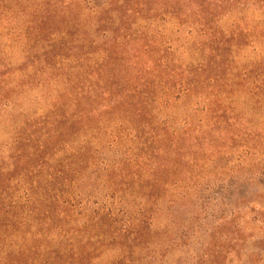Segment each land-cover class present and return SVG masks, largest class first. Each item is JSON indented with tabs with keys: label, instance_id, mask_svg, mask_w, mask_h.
Wrapping results in <instances>:
<instances>
[{
	"label": "trees",
	"instance_id": "obj_1",
	"mask_svg": "<svg viewBox=\"0 0 264 264\" xmlns=\"http://www.w3.org/2000/svg\"><path fill=\"white\" fill-rule=\"evenodd\" d=\"M49 2L0 0V113L20 107L0 120L8 134L0 144V264H95L111 246L120 247L114 260L125 262L155 228L171 188L160 175L180 165V154L229 148L241 118L264 113V0H218L185 14L199 19L192 24L122 26L111 36L103 23L95 36L85 24L73 35ZM16 48L20 68L8 55ZM32 94L38 103L27 100ZM201 189L220 198L216 219L232 237L219 251L209 244L196 264L233 262L221 253L236 251L246 230L236 210L245 189ZM198 220L160 258L188 247Z\"/></svg>",
	"mask_w": 264,
	"mask_h": 264
},
{
	"label": "rangeland",
	"instance_id": "obj_2",
	"mask_svg": "<svg viewBox=\"0 0 264 264\" xmlns=\"http://www.w3.org/2000/svg\"><path fill=\"white\" fill-rule=\"evenodd\" d=\"M217 1L50 0L49 3L51 8L59 10L55 17L59 16L60 12L65 13L66 20L71 24L67 25L72 27L69 30L73 35L78 33L79 26L76 25L85 24L88 25L87 33L95 36V25L103 23L104 26L110 28L111 36L116 28L122 26L170 28L175 25L192 24L199 19L188 18L185 14L197 13L202 7L214 5ZM96 6L101 8L99 9L100 15H90L88 10ZM10 16V13H7V17ZM17 24L19 21H16L15 25ZM73 26L76 28L74 29ZM142 32L140 31L138 34ZM6 43L7 39L1 40L2 45ZM21 51L16 48L8 53L16 68L22 66ZM34 94L28 96L27 100L38 103L37 101L33 102L36 95ZM23 103L22 107H34L32 104ZM190 107V104L185 103L180 109L185 114ZM19 108H11L6 113L1 112L0 120L17 116ZM177 123L172 122V127L180 128V122ZM236 135V139L230 142V147L220 150L217 154L204 152L196 156H189V153L180 154L179 157L182 159L180 165L177 160L174 165L170 166L167 174L160 175L158 178L171 188L168 190L167 196L160 202L153 232L142 236V242L133 250L132 256L124 260L125 262L117 263L118 259L114 260L120 253V247L111 246L100 259L94 261L95 264H196L195 257L208 249L209 244L213 249L219 251L224 236L227 235L228 238H231L232 235H230V230L221 226V222L216 219L224 208L220 198L213 199L212 196L204 193L205 189L201 188H226L230 184H237L245 189L246 193L241 191L245 194V199L235 200L236 205L240 207L236 210L241 211V213L239 211L238 221L243 222L246 230L238 234L242 240L239 245L234 244L236 251L227 248L221 253L224 256L230 252L234 256V261L216 260V262L217 264H264V209L260 207L261 202L264 204V178L262 177L264 172V113L258 110L247 112L246 116L237 123ZM7 137V130L0 127V144H4ZM250 144L256 145L253 154L247 153L246 146ZM175 157L174 154L169 155V159H175ZM174 185L178 187L172 188ZM194 187H198V189L194 190ZM184 192L189 193L183 195ZM253 193L259 197L253 196ZM196 196L201 198V201L199 199L200 203L195 198ZM203 197H207L204 202ZM252 198L259 204L255 211H252V206L246 208L244 205V202ZM171 200L174 205H171ZM206 207L209 209L204 210ZM213 210H215L214 217H212ZM194 217H198L199 220L195 224L196 233L190 245L170 252L166 260L160 258L163 250L164 252L169 251L170 239L177 232L189 228V223Z\"/></svg>",
	"mask_w": 264,
	"mask_h": 264
}]
</instances>
